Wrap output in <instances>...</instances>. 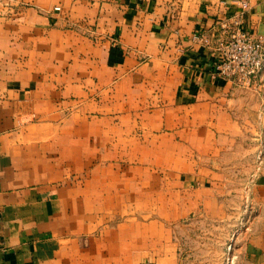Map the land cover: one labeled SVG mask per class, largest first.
<instances>
[{
  "label": "crops",
  "instance_id": "1",
  "mask_svg": "<svg viewBox=\"0 0 264 264\" xmlns=\"http://www.w3.org/2000/svg\"><path fill=\"white\" fill-rule=\"evenodd\" d=\"M243 2L246 29L264 38V0L0 5V264H135L148 246L141 225L95 232V207L119 205L127 189L165 190L168 220L219 204L222 182L199 159L244 135L264 79L220 78L218 52L192 39ZM249 202L238 264H264V170ZM152 225L158 241L166 225Z\"/></svg>",
  "mask_w": 264,
  "mask_h": 264
},
{
  "label": "rangeland",
  "instance_id": "2",
  "mask_svg": "<svg viewBox=\"0 0 264 264\" xmlns=\"http://www.w3.org/2000/svg\"><path fill=\"white\" fill-rule=\"evenodd\" d=\"M4 1L0 0V5ZM262 78L264 74L257 79ZM263 107L264 101L255 97L250 103V110L243 111L251 124L238 142L229 144L220 156L199 159L203 174L222 182L216 191L218 205L200 206L191 213L168 220L164 217L165 198L162 200L165 190H150L144 186L142 198L135 199L128 197L136 192L127 189L122 192L124 198H121L122 203L119 205L95 207L98 225L95 232H100L105 225L112 233L120 230L128 233L132 225H141L140 230L144 238L148 239V246L142 249L141 259L135 264H238L246 231L252 221L250 186L264 170ZM211 170L215 173L209 174ZM125 176L133 177L132 174ZM174 207L169 211L174 212L177 209ZM83 208L86 211V207ZM158 220L164 221L166 226L156 241L151 239V233L157 230L152 223ZM112 242L116 244L114 238ZM114 246H111L112 249ZM115 256L122 262L128 254H100L95 255L94 259L109 263L110 260L117 261ZM87 257L86 254H80L77 261L85 262Z\"/></svg>",
  "mask_w": 264,
  "mask_h": 264
},
{
  "label": "built area",
  "instance_id": "3",
  "mask_svg": "<svg viewBox=\"0 0 264 264\" xmlns=\"http://www.w3.org/2000/svg\"><path fill=\"white\" fill-rule=\"evenodd\" d=\"M247 8L248 4L243 2L235 13L220 14L209 29L196 31L192 40L218 52L217 76L250 86L264 74V38L246 29Z\"/></svg>",
  "mask_w": 264,
  "mask_h": 264
}]
</instances>
